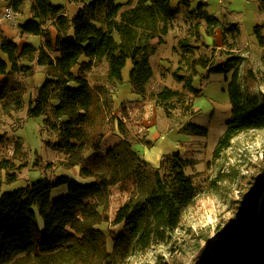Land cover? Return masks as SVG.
Listing matches in <instances>:
<instances>
[{
    "label": "trees",
    "instance_id": "16d2710c",
    "mask_svg": "<svg viewBox=\"0 0 264 264\" xmlns=\"http://www.w3.org/2000/svg\"><path fill=\"white\" fill-rule=\"evenodd\" d=\"M81 1L83 5L69 18L62 5H54L50 0H31L32 15L19 28L44 39L37 64L46 66L47 70L27 115L41 117L43 129L55 134V140L46 145L65 157L61 164L67 169L79 166V175L90 181L82 183L59 175L51 181L40 178L26 187L1 193L0 264H13L22 254L30 256L34 264H61L57 253L63 249L70 257L67 264H119L134 252L166 242L170 231L181 224L183 210L196 198L192 176L184 170L191 160L177 153L153 167L134 150L135 142L145 145L151 142L144 137L138 140L129 128L135 120L142 119V114L131 116L128 106L120 107L122 118H117L120 140L106 151L101 150L104 120L113 103L112 97L103 84H91L86 77V70L106 63L107 81L121 83L122 70L130 61L128 77L132 92L145 97L153 75L149 57L156 50L151 40L155 37L161 40L167 33L177 13L173 0H136L134 5L133 0ZM9 4L15 12L22 8V0H10ZM48 17L55 18L58 30L54 42L42 26ZM206 19L208 23L216 21L215 16ZM71 27L73 34L67 36ZM35 51L30 44L19 48L0 32V52L6 56L0 55L3 77L0 102L4 101L3 110L8 115L22 107L19 83L12 81L10 75L26 76L30 67L22 61L34 59ZM228 71L226 63L212 66L209 72ZM248 79L241 80L234 74L228 83L231 112L213 149L214 157L227 149L238 133L264 128V96L259 98L249 91ZM191 81L189 77L186 84L190 92L194 91ZM154 98L163 102L172 98L184 100L185 94L164 87ZM179 130L194 136L207 133L206 127L190 122ZM21 148V138H17L13 157L0 159V171H6L9 182L16 179L14 172L8 170L16 166L15 157ZM165 162L169 163L166 167ZM163 166L167 171L161 173ZM262 171L249 206L242 214V229L212 246L201 247L193 263L212 248L234 244L243 238L256 214L264 167ZM128 181L133 185L130 195L110 220L104 210L111 188L119 185L123 190L129 189ZM2 182L0 174V188ZM62 185L67 186V193L52 198V189ZM103 222L124 226L122 233L110 234L111 250L107 248L105 233L97 227ZM202 264H264V188L250 236L233 249L212 254Z\"/></svg>",
    "mask_w": 264,
    "mask_h": 264
},
{
    "label": "rangeland",
    "instance_id": "374dc122",
    "mask_svg": "<svg viewBox=\"0 0 264 264\" xmlns=\"http://www.w3.org/2000/svg\"><path fill=\"white\" fill-rule=\"evenodd\" d=\"M6 1L0 0V22L3 20L1 15ZM52 1L56 4L66 2ZM178 1L182 12H179L173 30L176 33L174 37H178L173 38L174 48L178 51V46L183 43L187 55L196 54L201 61L207 58V69L196 71L189 63L185 70L178 68L171 71L159 67L156 58L153 59V75L147 84V95L143 97L145 102L135 107L124 105L119 99L113 98L112 95L120 90L116 89L118 83L107 81L106 63L86 70L87 80L91 84H103L114 99L104 120L102 151L111 148L121 138L117 129V118H122L120 107L123 105L129 107L131 116L138 117L142 114L143 119L147 118L144 121L147 125H143L142 119L129 125L138 140L142 137L146 139V127L153 123L161 134L164 132L160 140L176 139L177 144H180L179 150L174 151L166 148L165 141L156 145L150 140V145L135 142L133 148L144 160H158L156 163L148 162L150 165L158 167L177 153L181 158L191 160L184 170L192 176L196 198L191 206L183 210L179 227L170 231L166 242L154 243L144 251L134 252L119 264H193L201 247L212 246L242 229V214L249 206V198L263 175L264 128L238 133L230 146L217 157H214L213 149L230 117L231 105L227 87L234 74L241 80L249 78V91L259 98L264 96V0ZM135 2L133 0L132 5ZM22 14L19 17L18 14L15 15L17 28V22L23 20ZM207 16H215L216 21L208 23ZM7 22H2L1 25L15 29ZM49 25L50 19L45 22V27ZM31 63L33 65L26 73L27 77L17 74L13 76L19 84L28 85L26 98L34 93L35 85L40 82L43 74L35 60H31ZM226 63L229 66L228 72H209L212 66ZM123 72L127 73V67ZM206 74L208 76L205 78ZM189 77L192 80L191 85L194 80L199 85L198 88L192 86L194 91L191 92L186 88ZM171 85L185 94L184 100L172 98L163 102L154 98L158 91L164 87L171 88ZM127 91L126 88L121 89V95ZM19 112L8 115L0 107V134H3L0 135V159L12 158L15 140L20 135L24 137H21V152L15 157L16 166L8 170L14 172L16 179L9 182L6 171H0L3 179L0 194L26 187L40 178L51 181L56 176L70 174L76 180L79 177L77 168H65L61 164L65 157L46 145L47 141L55 140V134L40 128L42 118L28 117L27 113ZM187 122L206 127V135L194 136L180 131ZM170 128L177 129L178 132L167 130ZM168 162H165V167L169 165ZM165 167L160 168L161 173L167 171ZM127 186L129 189L123 190L119 185L111 188L109 203L104 210L110 220L116 209L129 197L133 185L128 181ZM66 193V185L58 186L52 189L51 197L57 198ZM39 223L41 226L40 218ZM97 227L106 235L108 250H111L110 234L124 231L123 223L112 225L103 222ZM254 239L259 240L257 236ZM57 256L61 264H67L70 260L66 249L59 251ZM34 263L30 256L22 254L13 264Z\"/></svg>",
    "mask_w": 264,
    "mask_h": 264
},
{
    "label": "crops",
    "instance_id": "0c3cea01",
    "mask_svg": "<svg viewBox=\"0 0 264 264\" xmlns=\"http://www.w3.org/2000/svg\"><path fill=\"white\" fill-rule=\"evenodd\" d=\"M88 1H91V0H85L86 3ZM254 1H256V0H254ZM9 2H10V0H7L5 5L9 4ZM50 2L54 5H62L64 8L63 9L64 14H66L69 18H72L78 12L79 8L84 3L81 0H66V2L64 4H56L52 0H50ZM30 4H31V0H22V8L15 13L16 15L18 14V17H19V14L23 13L22 14L23 20H21L20 22H17V23H19V25L31 17L32 13L30 11ZM172 6L174 8H176L177 13L174 16V19L172 20V22L170 23V26H169L167 33L162 36L161 40L158 37H155L151 40V44L156 47V50H155L156 52L150 56V59H149L150 64L152 63V60L156 58L158 66L163 68V69H166V70L171 69V71H174L178 68H180V70H185L187 68V65L190 63L189 65L191 67H193V69H195L196 71H204V68L207 69L208 64H209L206 62L207 58H203V60H202L203 62H202L200 60L201 59L200 56L197 57L196 54H190V56L187 55L186 51H185L186 49L184 48L185 45L183 43L180 46H178V51L174 48L175 43L173 42V38H178V37H174L176 35V33H174L173 30H174V27L176 25V21H177L176 18L179 16V12H182V9H180L181 4H179L178 0H173ZM49 19H50V25H49V27H45V22H47ZM2 22H7V21L1 20V22H0V32L7 39L13 40L15 43H17L19 48H22L25 44H30L36 48V51L34 53V59H32V61L35 60L37 67H39L40 71H43L40 82L35 85L34 93L30 96H27V98H26L25 94H26V89H27L28 85L27 84H20L19 85L18 81L14 80L15 78L13 77L16 74L10 75V79L18 84L20 91H21V95H22V107L20 108V110H18V112L24 110L23 112H19V113L26 114L31 101L34 100V98L36 97L37 89L44 83V81L47 77L46 66H42V65L37 64V56L39 53V49L43 46L44 39L38 35H32V34L22 32L19 27L17 28L16 21H15V25L12 24L13 27H15V29L12 27H9V26L1 25ZM54 22H55L54 17H48L47 19H45L43 21V24H42L43 28H45L46 30L49 31L52 42L55 41V38L58 35V30L56 28V25H54ZM72 34H73V28L71 27L67 32V36H72ZM195 47H198V46H195ZM194 50H196V49H194ZM0 55L3 58L6 57L1 52H0ZM22 64L27 65L30 68L33 65V63H31V60H27V59H24L22 61ZM125 67H127V73L126 74L123 72ZM125 67L122 70V83H120V84L118 83V87H116V89L120 90V92L118 91L116 94H114L112 96H114L113 97L114 99H119L121 102H123L124 104L129 105L131 107H135L136 105H139V104L143 105V103L145 102L144 98L141 95H138V94L132 92L131 85L129 83L128 74H129V70L131 67V62L128 61ZM151 67H152V64H151ZM44 71H45V73H44ZM17 75H21V74H17ZM207 76L208 75L206 74L205 78ZM25 77H27V76H25ZM2 79H3V77L0 76V80H2ZM194 81L195 82H192V86L194 88H198L199 85L195 84L197 82V80H194ZM119 87H121V89L126 88V90H128V91L126 93H123V95H121V89ZM171 88L177 89V87H175L174 85H171ZM3 102L4 101L0 102L1 110H3ZM3 112H4V110H3ZM14 112H16V111H14ZM146 114H148V112ZM145 119H147V118H144V119L142 118L141 122L143 123V125H147L146 122H144ZM41 124H42V121H41ZM40 128L42 129L43 127H40ZM167 130H173L172 132H174V131L178 132V130L174 129V128H170ZM163 134H164V132L161 134L159 129L153 123L149 124V126L146 127V139H148L150 141H154L155 145L159 142L162 143L161 141H163V142L165 141V146H166V148H168V150H174V151L179 150L178 148H180L179 147L180 144L179 145L177 144L178 141L176 139L160 140L162 138ZM0 135H3V134H0ZM21 137H23V136L20 135L18 138H21ZM54 139H55V136H54ZM152 145H153V143H152ZM146 158H148V157H146ZM153 161H154V159H149L147 162L156 163L158 160L155 162H153ZM75 168H77V172L79 173V166H75ZM78 176H79L78 178H75L78 182L84 183L86 181H90V178H83L80 175H78ZM68 177L72 178V176L70 174H68Z\"/></svg>",
    "mask_w": 264,
    "mask_h": 264
},
{
    "label": "water",
    "instance_id": "95a60500",
    "mask_svg": "<svg viewBox=\"0 0 264 264\" xmlns=\"http://www.w3.org/2000/svg\"><path fill=\"white\" fill-rule=\"evenodd\" d=\"M263 188H264V184L261 186V188L259 189V192H258L256 214L254 215V217L252 219V222H251L246 234L243 236V238L240 241H238V242H236L234 244H230V245H226V246H217V247L212 248L211 250L206 252L204 255H202L199 259H197L193 264H202L205 260H207V258L209 256H211L214 253H217V252L222 251V250L233 249L237 245H239L240 243L245 241L250 236V234L253 231V228H254V225H255V222H256V218H257V215H258V212H259V204H260V200H261V195L263 193Z\"/></svg>",
    "mask_w": 264,
    "mask_h": 264
},
{
    "label": "built area",
    "instance_id": "2783aa9c",
    "mask_svg": "<svg viewBox=\"0 0 264 264\" xmlns=\"http://www.w3.org/2000/svg\"><path fill=\"white\" fill-rule=\"evenodd\" d=\"M15 13L16 12L12 8V6L10 4H7L3 7L1 18L15 25Z\"/></svg>",
    "mask_w": 264,
    "mask_h": 264
}]
</instances>
